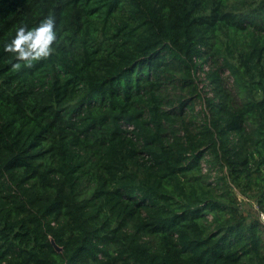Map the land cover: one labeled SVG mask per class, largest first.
Masks as SVG:
<instances>
[{
    "label": "trees",
    "instance_id": "1",
    "mask_svg": "<svg viewBox=\"0 0 264 264\" xmlns=\"http://www.w3.org/2000/svg\"><path fill=\"white\" fill-rule=\"evenodd\" d=\"M260 214L264 0H0V264H264Z\"/></svg>",
    "mask_w": 264,
    "mask_h": 264
},
{
    "label": "clouds",
    "instance_id": "2",
    "mask_svg": "<svg viewBox=\"0 0 264 264\" xmlns=\"http://www.w3.org/2000/svg\"><path fill=\"white\" fill-rule=\"evenodd\" d=\"M58 43L56 20L48 16L34 27L21 24L10 42L3 45V49L30 66L34 61L50 57Z\"/></svg>",
    "mask_w": 264,
    "mask_h": 264
},
{
    "label": "water",
    "instance_id": "3",
    "mask_svg": "<svg viewBox=\"0 0 264 264\" xmlns=\"http://www.w3.org/2000/svg\"><path fill=\"white\" fill-rule=\"evenodd\" d=\"M50 242H51V245L53 246V248H54V250L56 252H60L61 251V248L55 244V242H54V240L52 238H50Z\"/></svg>",
    "mask_w": 264,
    "mask_h": 264
},
{
    "label": "built area",
    "instance_id": "4",
    "mask_svg": "<svg viewBox=\"0 0 264 264\" xmlns=\"http://www.w3.org/2000/svg\"><path fill=\"white\" fill-rule=\"evenodd\" d=\"M203 86V84H201V87ZM260 220L264 223V214H260Z\"/></svg>",
    "mask_w": 264,
    "mask_h": 264
}]
</instances>
